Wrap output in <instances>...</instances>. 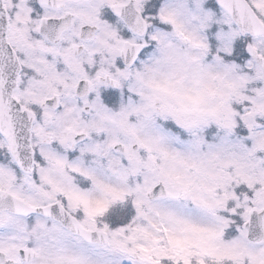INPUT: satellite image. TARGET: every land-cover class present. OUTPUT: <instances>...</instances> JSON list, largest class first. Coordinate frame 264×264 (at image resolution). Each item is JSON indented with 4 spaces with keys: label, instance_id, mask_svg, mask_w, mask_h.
<instances>
[{
    "label": "snow or ice",
    "instance_id": "6c2138e0",
    "mask_svg": "<svg viewBox=\"0 0 264 264\" xmlns=\"http://www.w3.org/2000/svg\"><path fill=\"white\" fill-rule=\"evenodd\" d=\"M0 264H264V0H0Z\"/></svg>",
    "mask_w": 264,
    "mask_h": 264
}]
</instances>
